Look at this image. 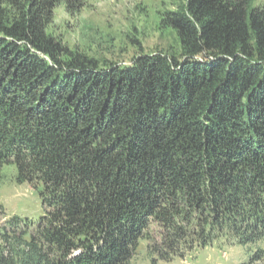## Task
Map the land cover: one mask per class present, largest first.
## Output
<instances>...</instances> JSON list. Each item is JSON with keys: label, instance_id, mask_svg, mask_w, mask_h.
I'll use <instances>...</instances> for the list:
<instances>
[{"label": "trees", "instance_id": "trees-1", "mask_svg": "<svg viewBox=\"0 0 264 264\" xmlns=\"http://www.w3.org/2000/svg\"><path fill=\"white\" fill-rule=\"evenodd\" d=\"M85 5L0 0V183L14 166L43 209L0 203V264H139L143 241L166 263L215 244L264 261V5L184 0L162 16L179 47L127 64L53 32Z\"/></svg>", "mask_w": 264, "mask_h": 264}, {"label": "rangeland", "instance_id": "rangeland-1", "mask_svg": "<svg viewBox=\"0 0 264 264\" xmlns=\"http://www.w3.org/2000/svg\"><path fill=\"white\" fill-rule=\"evenodd\" d=\"M183 3L184 0H86L83 10L74 16L59 6L55 10L52 30L71 46L77 45L102 59L127 64L140 48L152 53L179 47L176 33L162 24V16L165 10H178ZM255 5L263 6L264 0H255ZM15 176L14 166L4 168L0 203L5 217L36 223L43 214L39 195L29 184L17 183ZM150 229L151 236L158 239L157 227ZM148 245L150 242L141 243L137 256L139 264H243L250 256L246 248L215 244L184 260L166 263L149 255ZM259 245L264 249V242ZM255 264H264V261Z\"/></svg>", "mask_w": 264, "mask_h": 264}]
</instances>
